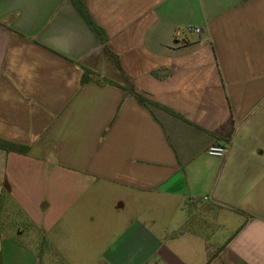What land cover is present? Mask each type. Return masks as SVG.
<instances>
[{"label": "crops", "instance_id": "1", "mask_svg": "<svg viewBox=\"0 0 264 264\" xmlns=\"http://www.w3.org/2000/svg\"><path fill=\"white\" fill-rule=\"evenodd\" d=\"M81 2L103 39L74 0H0V140L28 147H0V195L48 208L59 172L58 213L27 216L66 254L111 239L98 264H264V0ZM101 183L124 196L111 235L81 217Z\"/></svg>", "mask_w": 264, "mask_h": 264}, {"label": "rangeland", "instance_id": "2", "mask_svg": "<svg viewBox=\"0 0 264 264\" xmlns=\"http://www.w3.org/2000/svg\"><path fill=\"white\" fill-rule=\"evenodd\" d=\"M50 163L51 162H47V165H50ZM56 173L57 176H55V178L58 182L57 190L50 191L48 188V184L51 181L50 174H45L44 176L39 175L36 184V191L39 188L41 192L48 195L43 200V203H46L48 199L50 200L51 204L48 208H41L37 212L33 211V209H29L26 210L28 213H25V211L21 209V206L18 205L7 192L0 195V248L3 247V256L7 264H98L99 247L111 240L104 238L100 246L96 244L91 247L87 246L84 254H66L68 252H66L63 247L64 240H53L52 238H48L54 231L49 232V234L46 232L43 233L41 228H37L31 223L29 216L36 218L39 216L41 219L42 217L47 219L49 216L58 213L55 205L57 202L63 201L64 199V196H58V186L59 184L60 186L64 185L66 180H64L59 172ZM31 179L32 175L27 178L28 181ZM80 198V201L86 204V207L83 208L84 213L81 217L84 218V220L88 219L90 221L93 219L97 221L95 225L97 229H89L88 232L108 231V234L111 235L115 231L121 229L119 224H121L123 220L116 216L121 214L116 211V207H118V201L124 199V196L118 187L107 183H101L95 187L88 186ZM30 199H32V195ZM137 200L147 201L146 197L140 195L137 196ZM68 216H70V213L61 216L55 230L62 231L64 220ZM101 220L105 221L103 226L101 224L99 225ZM215 233L221 237L227 235V232L223 231L222 228H216ZM50 241H57L64 250H61L60 254L53 253L55 251L50 246ZM89 241L91 243L95 242L91 239ZM17 249L18 252L16 253L15 250Z\"/></svg>", "mask_w": 264, "mask_h": 264}, {"label": "trees", "instance_id": "3", "mask_svg": "<svg viewBox=\"0 0 264 264\" xmlns=\"http://www.w3.org/2000/svg\"><path fill=\"white\" fill-rule=\"evenodd\" d=\"M74 2L77 5V8L79 9L80 13L83 15V17L86 19V21L89 23V25L93 29V31L99 36V38L103 39V37H104L103 29L91 21V19L88 15L84 5L82 4L81 0H74ZM112 55L113 54L110 53L111 58L114 59V57ZM153 74L158 75V70H153ZM89 78H90L89 71L86 69H83V73H82L81 79H80L81 83H85ZM98 81L113 83L111 80H108L106 78L100 79ZM113 84L119 85L121 88L133 93L139 103H141L143 105H145L147 103V98L143 94H140V93L134 91L133 87L130 84H127V83H124V85H120V84H116V83H113ZM0 147L6 149L8 151L12 150V151L22 152V153H25L28 149V147L26 145L15 144V143L3 141V140H0ZM0 264H2L1 256H0Z\"/></svg>", "mask_w": 264, "mask_h": 264}, {"label": "built area", "instance_id": "4", "mask_svg": "<svg viewBox=\"0 0 264 264\" xmlns=\"http://www.w3.org/2000/svg\"><path fill=\"white\" fill-rule=\"evenodd\" d=\"M187 30H193L196 33L199 32V28L187 27ZM225 150H226V147L222 144H212L207 147L206 153L212 156H223L225 153Z\"/></svg>", "mask_w": 264, "mask_h": 264}]
</instances>
